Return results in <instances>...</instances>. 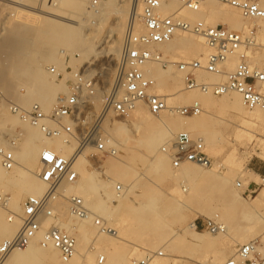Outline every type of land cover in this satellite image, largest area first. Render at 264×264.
Segmentation results:
<instances>
[{"label":"bare ground","instance_id":"1","mask_svg":"<svg viewBox=\"0 0 264 264\" xmlns=\"http://www.w3.org/2000/svg\"><path fill=\"white\" fill-rule=\"evenodd\" d=\"M7 1L25 3L27 0ZM33 1V4L43 9L41 12L43 27L34 32L35 47L41 51L42 60L39 59L34 62L36 68L31 72L27 70V64L23 62L20 55L11 57L7 71L0 74V81L3 83L4 89H8L6 95L12 98L15 104L23 109H30L34 103L39 104L46 113H50L60 98L67 96L68 90L64 84L67 79L66 76L59 81L60 83H56V77L53 78L54 81L48 79L50 75L49 65H54L60 71L70 75L71 73L66 72L63 65L65 55L69 51L77 54L75 59H71L76 63L73 66L74 72L82 70L87 65L96 64L106 57H114V60H117L126 32L127 20L134 14L140 15L142 0ZM254 1L264 9V0ZM97 5H99V9L102 7L100 11L102 10L103 18L113 17L109 29H106V35L103 36L93 28L91 29L95 31L83 32L84 24L89 21V14L95 11L94 8ZM177 11L183 18L191 22L201 21L210 26H217L219 25L218 21L221 20L228 29L243 33H247L250 30L249 27L256 23L260 28L259 32L257 30L258 41H261L264 47V19L249 20L237 8L222 4L218 0H206L197 11L185 8L177 0H173L170 4H166V0H162L161 14L170 15ZM98 21H102V18ZM141 29L142 27H139V30ZM19 30L24 32L22 28ZM5 44L7 45V43ZM103 44L107 46L101 47ZM156 48L163 53L168 61L167 65L163 67L160 64H148L144 67V71L156 80L154 91L167 98L168 109L160 115L154 116L149 112L146 104L140 102L130 114L131 117L125 121L115 120L111 115H108L101 126H98L92 133L94 136L92 141L81 145L74 160L78 179L74 184L65 186V198L59 199L54 204L55 218L44 219L43 230L32 242L24 249L13 251L2 264H45L46 262L48 264H61L58 250L52 246L43 247L41 244L44 230L53 223H57L77 239V252L72 264H99L98 261L96 262L98 253H104L101 255L107 258L104 264H127L128 250L124 244L130 242L127 237L130 238L132 224L136 222V219L139 220L140 218L141 221L138 224H145L146 228L155 232L142 240L140 245H136L135 250L144 256L145 251H158V245L169 238L175 243L186 241L195 246H206L211 244L213 239L218 238L220 234L231 237L229 222L232 227L235 226V235H240L241 229L237 228L236 215L242 214L246 221H252L255 218L259 211L257 208L260 209L261 202L264 201V189L251 199L248 206L244 207L240 203L241 197L237 191L229 186L233 176L237 173L236 170L229 168L228 173H222L220 171L222 166L219 164H214L213 169H208L192 163H184L179 169H174L171 157L163 152L162 146H166L177 133L188 131L193 136H202L208 146L209 153H216L218 150L215 147L218 146L217 140L214 135L207 134V129L213 124L209 116L210 111L220 109L236 114V122L230 121L240 128L236 133L235 141L240 144L246 141H257L263 146L262 152L259 154L264 157V111L246 109L242 97L235 92L215 97L199 90H186L183 73L178 71L179 74L177 75L172 64L178 61H189L192 58L204 61L210 50L200 36L177 33L171 41L157 45ZM254 54L248 52L252 65L264 70V57L262 56V60H257ZM237 62L238 57L236 55L229 57L224 66L225 72L233 71ZM108 70L110 72V69H107V72H101L103 79L109 74ZM165 76L171 77L169 86L163 87L160 83L157 84V80ZM198 79L207 83H221L225 80V74L216 75L201 72ZM112 85L113 79L109 87L105 86L102 89L96 87L95 94L89 98V104L96 109H103L107 91L111 89ZM194 102H199L202 105L203 112L198 116L179 118L181 115L177 112V108ZM93 118H87L82 122V125L87 127L89 123L88 126L90 127ZM65 125L71 133L63 132L59 137L47 138L39 128L20 120L16 116H11L8 120L0 122V130L6 129L8 126L20 128L19 134L14 136L18 143L13 145V142L8 144L6 141L0 140V147L12 150L16 160V166L11 170V175L8 176L5 173L11 171L4 170L0 164V183L3 186L0 194H10V196L7 195L9 198L8 210L5 211L0 206V243L13 238L21 229L20 216L26 199L30 196H41L46 192V184L37 176L40 169L41 151L44 148H50L69 158L78 149L82 134L79 131L74 133L76 127L71 120L66 119ZM259 132L263 134L262 139L257 137ZM99 137L104 139L108 147L114 146L119 150L123 146H130L132 152H138L143 147V150L151 156L146 171L154 173L158 179H166L173 183L170 192L162 196L159 206H155L154 198L149 195L142 199L141 195L133 192L135 173L130 163L124 157H120V154L108 158L104 169L101 171L91 167L88 150L96 149L97 145L94 139H99ZM216 174L220 175L219 179L216 180V189L224 198L222 215L227 218L228 223L224 224L222 221L225 225V231L211 236L196 230L193 222L198 217H208L209 197L205 195L204 189L208 184L207 182L213 179ZM244 176L246 175L244 174ZM247 176H249V180L246 185L253 180L251 174H247ZM117 183H122L124 186L122 195L116 192ZM150 183L148 184L149 187H154ZM71 196L81 197L92 214L104 220L110 227H114L117 230V235L110 237L99 232L93 217L81 219L72 216L68 200ZM111 198L117 203H112ZM195 200L197 208L189 205V202ZM125 204L131 205L135 218L121 214L117 217L114 216L118 208ZM259 205L260 207H258ZM181 208H187L195 213V219L184 231L178 228L177 231L173 232L164 226L162 216L168 213L167 220L169 219L170 222H184L182 214L179 212ZM218 216L221 217V214ZM253 235L254 233L250 229L244 231L242 241L250 240ZM89 243L90 246L87 248ZM259 250L260 248L255 245L254 251ZM161 253L164 255L163 252ZM233 258L236 264H247L246 259L239 255H234ZM167 260V258L155 257L151 264H168Z\"/></svg>","mask_w":264,"mask_h":264},{"label":"built area","instance_id":"2","mask_svg":"<svg viewBox=\"0 0 264 264\" xmlns=\"http://www.w3.org/2000/svg\"><path fill=\"white\" fill-rule=\"evenodd\" d=\"M187 9L197 11L206 0H177ZM222 4L237 8L249 20L264 19V9L254 0H218ZM140 15H132L127 23L119 58L115 62L113 85L107 91L104 110L94 124L96 129L101 126L108 115L119 119H126L136 109L138 103L144 102L149 112L158 116L168 109L167 98L154 91L156 80L147 75L144 67L148 64H160L165 67L168 61L157 45L168 43L177 33H189L200 36L210 50L204 61L197 59L175 63L179 72L184 75L186 90H199L204 94L221 97L229 93H238L248 110L260 109L264 111V70L253 66L248 52H255L258 47L257 30L251 28L247 33L233 31L222 25L210 26L204 22H191L182 17L179 11L170 15L160 12L162 0H142ZM139 27H142L139 30ZM232 55L238 57L235 69L225 72V63ZM94 71V74H93ZM100 64L87 65L78 72L71 71L72 79L70 92L60 98L50 113H46L39 104H33L30 109H23L9 101L0 91V112L4 109L20 120L40 129L47 138L59 137L63 132H69L65 120L74 124L75 134L82 130L89 115L91 104L89 98L95 94L96 87L102 88ZM225 74L221 83H207L200 81L199 74ZM50 73L59 78L61 73L51 68ZM182 117L198 116L203 112L202 105L194 102L177 108ZM80 132V131H79ZM82 133V132H81ZM92 131L79 139V148L72 157H64L50 148H44L40 153L39 179L46 184V192L41 196H30L23 205L20 216L22 227L11 239L0 244V264L15 250L27 247L43 230L46 218H55L54 204L65 198L66 185L74 184L78 173L74 167V160L81 145L92 141ZM96 151L103 157H116L120 151L108 147L104 139H94ZM13 145L15 141H12ZM163 152L171 157L172 167L179 169L184 163H192L208 168L212 162L206 153V144L202 136H193L188 131H182L163 147ZM0 164L6 171L16 166L14 152L0 147ZM241 188L242 184L238 183ZM116 192L122 195L124 186L117 184ZM253 193V192H250ZM8 196L0 194V206L8 210ZM72 216L87 219L93 217L98 231L110 236H116L117 231L104 220L92 214L85 201L79 196L68 198ZM10 215H12L10 213ZM195 229L219 234L225 231V225L218 215L212 218H197L193 222ZM41 244L43 247L52 246L59 252L61 264H72L77 252V239L68 231L53 223L44 230ZM255 243L250 242L238 249L237 255L248 261L255 253ZM161 252H148L141 258H131V264H151ZM106 257L100 255L99 264H104ZM224 264H236L234 258Z\"/></svg>","mask_w":264,"mask_h":264},{"label":"rangeland","instance_id":"3","mask_svg":"<svg viewBox=\"0 0 264 264\" xmlns=\"http://www.w3.org/2000/svg\"><path fill=\"white\" fill-rule=\"evenodd\" d=\"M172 1L173 0H166V4H170L172 3ZM33 3H34L33 0H27L25 1V3L0 0V74L7 71L8 62H10L11 57L20 55L23 58V62L27 64L26 65L27 70L31 72L34 71L36 68L34 62L39 59L42 60L41 51H39L35 47L36 39L34 36V32L38 28L43 27V24L41 23L43 19L41 12L43 11V9L40 6H37ZM98 6L99 5H97L94 8L95 10L94 12L89 14L88 16L89 21L86 24H84L83 27L84 33L85 32L90 33V31L96 30V32L98 31L100 32L101 36L106 35V32L109 29L108 28L109 25H111L113 17L111 16L108 19L103 18L102 10L100 11L102 7L99 9ZM101 18L102 21H98L101 20ZM102 22L103 24H101ZM218 24L227 27V25L221 20L218 21ZM260 26L262 27V25ZM19 28H22L24 32L19 30ZM91 28L95 30H92ZM249 28L256 29L258 30V32L260 30L259 26L256 23H254ZM260 42L258 41L259 44L258 50L254 52L255 53L254 56L256 57L257 60H262V56L264 57V53H263L264 47L262 42L261 43ZM5 43H7V45ZM105 45L106 44H103L101 45V47L104 48ZM76 57L77 54L72 51L66 53L65 59L63 60V65L65 66L66 72L70 73L71 71L74 70L73 66L76 63L71 59H75ZM194 59L192 58L190 60H194ZM115 62L116 59L114 60V57H106L96 62L100 64L101 67L100 73L102 71L107 72L106 70L110 69V72L108 70L109 74L104 79L102 78V82H101L102 88L105 86L109 87L110 82L114 76ZM178 62H182V61H178ZM172 66L174 72L178 75L179 73L176 64L173 63ZM52 67L56 68L54 65H49L48 68L51 69ZM57 70L59 73H61L62 76L57 78L56 75H52L50 73L48 79L50 81H54L53 78L56 77L57 78V80H55L56 83H60L59 81L63 80L64 77L66 76L67 79L64 81L65 82L64 84L66 85L65 87L68 90V93L66 95H68L70 92L69 91L71 87L70 80L72 79V75L71 74L67 75L65 74V72L60 71L59 69ZM170 80L171 77L165 76L157 80V84L160 83L163 87H167L169 86ZM0 91L9 101L14 103V100L6 95L8 89H4L3 83L1 81H0ZM182 106H186V105H182ZM103 110L104 108L96 109L93 105L91 106L89 110L90 113L87 118L94 117L93 122L90 124V127L88 126L89 125L88 123L87 127H83V131L79 130L80 133L82 132L81 139H83L82 138L83 135L84 136L88 135L90 131L94 133V131L96 130L94 128V124L101 115ZM11 116L13 115H11L8 112V110L4 109L3 111L0 112V122L3 120H8ZM209 116L211 117L213 124L210 127H208L207 134L215 136V139L217 140V144H218V146L215 147L218 150L216 153L210 154L208 151V146L206 145V153L208 154V157L212 162L211 166L208 167V169L210 168L213 169L214 164H219L222 166L220 168V171L222 173H228L227 170H229V168L236 170L237 173L233 176L229 186L231 188L233 187L232 189H235L237 191V193L241 197L240 203L242 204V206L246 207L250 203L251 199L253 197H256L259 194V192L262 189H264V182H263L264 177L259 176V171L264 170V157H262L259 154V152L260 153L262 152L263 146H261L260 143H257V141L254 142L246 141L242 144L235 141L236 133L239 131L240 128L237 127L235 124L230 123V121L236 122L237 120L236 114H234L232 111H228V110L223 111L220 109L215 111L212 110L210 111ZM111 117L118 121H125L131 116H129L126 119H119L113 116ZM179 118L182 119V118H190V117L179 116ZM19 132H20V128L18 126L16 127L8 126L6 129L0 130V140L6 141L8 144L12 143V141L18 143V141L16 142V140L14 139V136L19 134ZM257 137L262 139L263 138L262 132H259L257 134ZM7 138H10V140H7ZM79 147L80 146H78L77 148ZM163 147L164 146H162V148ZM119 151H120L119 153L120 157H124L130 163V166L135 173V175L133 176V180L135 179L133 185V192L137 193L138 195H141L142 199H145L149 195L150 197L154 198L155 206L156 207L159 206L161 204L162 196H165L168 194V192H170L171 188L173 187V183L166 179H161V178L158 179L155 177L154 173H148L146 171L147 167H149V161L151 156H149L143 150V147H141L140 151L138 152H132L130 146H123V148H120ZM88 154L91 159V163H90L91 167L98 169V171L103 170L106 160L108 158H111V157H103L99 155L96 149H92V150L89 149ZM11 173L12 171L6 172L5 175L8 176L11 175ZM243 173L246 176H244ZM247 174L248 175L251 174L253 180L246 185V182L249 180V176H247ZM213 177H214L213 179L207 182L208 184H206V187L204 189L205 195L209 197L208 217H198V218H212L216 214L217 215L221 214L220 218L222 219L223 223L226 224L228 223V220L222 215L224 198L220 195V193L216 189V180L219 179L220 175L216 174ZM150 182H154L155 185L154 183H150ZM149 183L153 184L154 187L150 188L148 185ZM237 183H241L242 187L239 188ZM117 184H122V183H117ZM1 190H3V186L0 183V192ZM7 195L10 196L9 193ZM110 201L114 204L117 203L112 198ZM189 205L196 207L197 206L196 200L189 202ZM258 207H260V205ZM187 208H181L179 211L184 219V222H181L182 224L176 222H170L169 219L167 220L168 213H166L162 216V218H164V223H163L164 226L167 229L172 230L173 232L177 231L178 228L181 231H184L187 228V226L195 219V213H193L191 210ZM215 208H217V210H215ZM257 211L258 213L255 215V218L252 221L244 220L243 215L240 213L236 215L235 219L237 222V228L241 229L240 235H235L236 232L235 226L232 227V224H230L229 222V226H231L230 230L232 233L231 237H225L223 234H220L218 238L213 239L212 243L206 246H195L186 241H183L182 243H175L170 241L169 238L168 240L160 243L158 245V251H154L153 253L163 252L164 253L163 256L160 257L157 256L156 258H167L168 264H224L226 261L233 258L234 255L237 256L238 249L241 246L248 244L250 242H254L255 245L260 248V250L256 251L253 254V256H251L248 259V261L245 260V262L247 264H264V252H263L264 251V201L261 202V207L260 209L257 208ZM120 214L124 216L126 215L127 217L130 218L135 216L132 212L131 205H126V204L120 206L116 211V213L114 214V216L117 217V215ZM139 221H141L140 218L139 220L136 219V222H133L135 226L132 224V231L129 234L130 238L127 237V239L130 242L124 244V246H126L128 250L127 264H131L132 257H143L140 255L139 252L135 250V248L137 247L136 245L138 244L140 245L143 242L142 240L148 238L149 236H151V234L155 233L149 230L148 228H146V226H144L145 224L144 225L138 224ZM249 229L253 231L254 237L252 236L250 237V240L242 241L243 240L242 233ZM201 232L204 234H209L211 236L214 235L209 233L208 231H201ZM238 242H241V244H238ZM88 246H90V243L89 245H87V248ZM148 252H152V251H145L146 254ZM101 254L104 253H98L96 255V262L98 261V257ZM45 264H48V262H46Z\"/></svg>","mask_w":264,"mask_h":264},{"label":"crops","instance_id":"4","mask_svg":"<svg viewBox=\"0 0 264 264\" xmlns=\"http://www.w3.org/2000/svg\"><path fill=\"white\" fill-rule=\"evenodd\" d=\"M259 176L264 177V170L263 171H259Z\"/></svg>","mask_w":264,"mask_h":264}]
</instances>
